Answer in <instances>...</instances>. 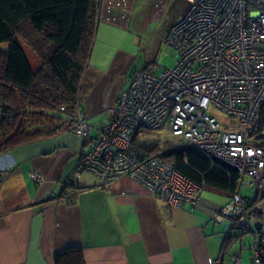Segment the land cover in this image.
Wrapping results in <instances>:
<instances>
[{
	"label": "crops",
	"instance_id": "1",
	"mask_svg": "<svg viewBox=\"0 0 264 264\" xmlns=\"http://www.w3.org/2000/svg\"><path fill=\"white\" fill-rule=\"evenodd\" d=\"M177 1L188 4L100 0L79 91L89 139L109 121L131 67L138 60L145 66L139 50ZM82 143L65 126L0 153V264H54L55 254L69 246L81 248L84 264H235L233 256L239 257L238 264H252L249 247H242L244 236L229 235L231 220H219L216 209L229 199L224 191L205 186L199 205L191 210L154 197L129 176L103 186L92 174L82 173L63 190L62 180ZM30 172L42 175L43 182L32 181ZM262 200L256 202L261 219L251 217L260 223V233Z\"/></svg>",
	"mask_w": 264,
	"mask_h": 264
},
{
	"label": "built area",
	"instance_id": "2",
	"mask_svg": "<svg viewBox=\"0 0 264 264\" xmlns=\"http://www.w3.org/2000/svg\"><path fill=\"white\" fill-rule=\"evenodd\" d=\"M187 2L188 9L164 34V43L176 54L172 68L158 72L152 64L130 69L109 121L94 139H89L90 124L79 98L74 112L66 113L68 129L83 143L62 187L71 186L82 173L92 174L103 186L129 176L171 206L195 209L204 187L159 153L135 146L139 132L166 128L181 143L237 169L239 191L228 193V202L216 211L254 234L250 260L264 264V233L254 229L240 193L245 186L264 197V147L251 135L264 102V0ZM210 108L223 113L226 123L209 113ZM29 177L43 182L38 173ZM233 261L238 264L239 257Z\"/></svg>",
	"mask_w": 264,
	"mask_h": 264
},
{
	"label": "trees",
	"instance_id": "3",
	"mask_svg": "<svg viewBox=\"0 0 264 264\" xmlns=\"http://www.w3.org/2000/svg\"><path fill=\"white\" fill-rule=\"evenodd\" d=\"M97 7V0H0V44H6L0 49V153L67 127L66 113L74 112L92 48ZM148 133L141 131L135 137L138 150L159 153L180 174L203 187L227 194L239 191L240 174L232 165L193 145L160 147L148 137L138 139ZM251 135L253 142L264 147V102ZM259 198L257 192L242 195L244 211L258 220L262 217L256 206ZM231 223L229 235L254 236ZM54 264H84L81 248H65L55 254Z\"/></svg>",
	"mask_w": 264,
	"mask_h": 264
},
{
	"label": "rangeland",
	"instance_id": "4",
	"mask_svg": "<svg viewBox=\"0 0 264 264\" xmlns=\"http://www.w3.org/2000/svg\"><path fill=\"white\" fill-rule=\"evenodd\" d=\"M185 6H187L185 9L186 11L188 9V4L185 5V2L177 1L173 3L170 10L168 11V13L164 18V22L159 26L158 29L156 28V30L154 31L152 35V39L145 44L144 48L139 50L138 57L142 59V62H144L145 66L156 64L158 66V70H157L158 72L162 71L165 68L170 69L174 66L176 54L173 48L167 46L164 43V36H165L164 34L171 26V25H167V23L169 22L168 24H171V22L179 18ZM5 48H6V44H0V49H5ZM24 51L27 54L28 60L31 62L33 66H35L36 61L33 59L32 54L30 53L29 49L26 46L24 47ZM209 113L215 115L216 118L221 123H226L225 121L226 116L217 109L210 108ZM147 137L149 139H153V141H156L160 147L165 146L166 144L178 145L182 142L180 137L172 135V133L166 128H161L159 130L152 131L151 133H148L147 136L145 135L139 136L138 139L143 140L144 138ZM240 191H242L243 195H250V196L254 195V193L250 192L245 186L241 187ZM262 199L264 198H260L259 201H261ZM219 216H220L219 220L221 221L225 220L227 223L230 222L228 218L222 217L221 215ZM242 242H243L242 245L243 248L249 247L250 244L252 243V234L246 233L243 237Z\"/></svg>",
	"mask_w": 264,
	"mask_h": 264
},
{
	"label": "water",
	"instance_id": "5",
	"mask_svg": "<svg viewBox=\"0 0 264 264\" xmlns=\"http://www.w3.org/2000/svg\"><path fill=\"white\" fill-rule=\"evenodd\" d=\"M140 58V57H139ZM140 66V61L138 60V62L137 63H135L132 67H131V70L133 69V68H136V67H139ZM253 226H254V229L255 230H259L260 229V223L258 222V221H255L254 223H253Z\"/></svg>",
	"mask_w": 264,
	"mask_h": 264
}]
</instances>
